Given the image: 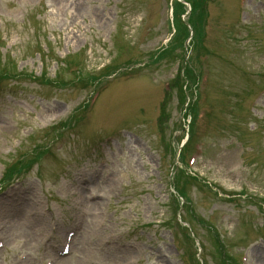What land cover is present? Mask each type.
<instances>
[{"label":"rangeland","instance_id":"obj_1","mask_svg":"<svg viewBox=\"0 0 264 264\" xmlns=\"http://www.w3.org/2000/svg\"><path fill=\"white\" fill-rule=\"evenodd\" d=\"M169 4L0 0V52L11 53L19 70L39 77L42 69L33 44L23 43L28 21L48 39L41 42L49 47L43 65L50 78L67 56L88 70L139 63L105 79L92 107L77 113L91 99L81 84L56 89L27 78L0 85V178L18 155L51 144L40 166L0 191V226L7 227H0V264H196L200 254L220 264L206 221L237 261L264 264V210L246 199L264 194V0L209 2L205 48L186 54L189 41L179 35L152 63L170 38ZM209 51L194 140L183 158L217 189L181 182L192 213L180 212L195 233L193 246L168 198L187 131L181 70H198ZM186 81L190 95L189 75ZM73 113V124L54 139L51 127Z\"/></svg>","mask_w":264,"mask_h":264},{"label":"trees","instance_id":"obj_2","mask_svg":"<svg viewBox=\"0 0 264 264\" xmlns=\"http://www.w3.org/2000/svg\"><path fill=\"white\" fill-rule=\"evenodd\" d=\"M187 2H189V4L192 5V23L193 24H200L202 22V14L203 13V5L205 3V0H185ZM177 7L180 8L181 10H183L184 6L177 4ZM198 22V23H197ZM200 22V23H199ZM201 25H199L198 29L196 27L197 33L201 34ZM4 69L0 68V71L3 72ZM189 80L191 81V83H194L195 81V74L192 70H189ZM192 77V79H191ZM96 81L95 79H91V82ZM23 168L22 165V159L21 160H16L13 164L9 165L6 168V171L3 175L2 178V184L4 183H8L10 180H15L16 178H18L19 174L21 173V170Z\"/></svg>","mask_w":264,"mask_h":264}]
</instances>
